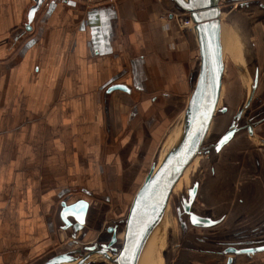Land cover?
<instances>
[{
    "label": "crops",
    "instance_id": "1",
    "mask_svg": "<svg viewBox=\"0 0 264 264\" xmlns=\"http://www.w3.org/2000/svg\"><path fill=\"white\" fill-rule=\"evenodd\" d=\"M34 4L0 0V264H39L65 232L99 236L119 168L126 201L199 59L193 28L164 17L160 0H44L26 30ZM117 83L134 91H108ZM79 202L67 225L65 205Z\"/></svg>",
    "mask_w": 264,
    "mask_h": 264
},
{
    "label": "water",
    "instance_id": "2",
    "mask_svg": "<svg viewBox=\"0 0 264 264\" xmlns=\"http://www.w3.org/2000/svg\"><path fill=\"white\" fill-rule=\"evenodd\" d=\"M35 4L28 10L26 30L32 29V22L44 0H34ZM175 4L173 11L182 10L185 14L183 20H191L194 23L193 30L197 37L199 59L195 62L192 75V87L189 99L182 112L179 121L181 132L173 147L164 151L157 158L145 176L143 182L136 190L125 216L104 227V230L96 239L89 242L72 240L70 246L50 252L39 264H101L93 259L99 255L110 264H139L147 242L153 233L163 224L167 208L172 194L183 177L198 156L207 155L215 160L219 152L241 131H252L260 117H264V108L257 115L250 116L251 104L254 97L257 78L251 77L250 71L248 95L245 103L240 107L223 133L216 139L209 141L212 124L221 112H229L227 107L220 106L221 91L225 74V46L223 44V20L220 0H172ZM264 8V0H253L245 3V6ZM173 17V12H171ZM120 89L131 93L125 83L113 84L108 91ZM154 98L157 97L153 96ZM159 97L162 98L160 95ZM255 104V103H254ZM253 104V105H254ZM261 118V119H262ZM227 137V139H225ZM165 141V140H164ZM212 142L211 144H208ZM165 155L164 157H162ZM162 159V160H161ZM161 160V161H160ZM198 183H194L189 189L190 199L197 194ZM188 200V198H187ZM184 201V212L189 206ZM65 205L62 217L67 225L70 224L67 217L74 213L77 205ZM86 207H80L76 214L77 228L85 223ZM191 222L197 227H212L218 225L221 220L203 218L196 215ZM105 235H109L106 239ZM264 236L255 237L254 245L243 249L230 247L228 253L252 254L253 257L264 253ZM258 239V240H257ZM262 239V240H261ZM199 243H206L207 238H199ZM222 245V244H221ZM218 244V246H221ZM221 248L209 249L218 251Z\"/></svg>",
    "mask_w": 264,
    "mask_h": 264
},
{
    "label": "rangeland",
    "instance_id": "3",
    "mask_svg": "<svg viewBox=\"0 0 264 264\" xmlns=\"http://www.w3.org/2000/svg\"><path fill=\"white\" fill-rule=\"evenodd\" d=\"M234 1L233 6L228 4V0L223 1L221 5L222 20L225 28L226 67L223 79V98L220 102L221 106L228 107L229 112L224 116L218 115L215 117L209 141L216 139L223 133L238 106H242L245 103L249 88L248 72L254 69V58L257 57L261 61L264 60V11L253 7V5L250 7L236 6L238 1ZM160 7L164 17L167 16L168 12H177L182 16L185 14L181 10L173 11L176 8L172 0H160ZM186 104L178 106L175 121L169 126L167 133L157 144L136 190L143 182L151 164L162 155L164 140L170 129L179 121ZM213 132H217V135H212ZM255 142L258 144V141ZM231 148L232 144L227 146L222 156L228 155ZM251 152V150L248 152V156H251ZM209 159H211L210 156H198L177 184L167 208L164 222L156 230V234H158L155 244L154 242L151 244L153 245L152 256L147 257V264H189V254L191 253L186 250V247L190 245L191 241H193L192 246L197 250L213 249L221 248L222 246H218V244L221 245L226 241L264 236V218L253 217L259 210L258 206L260 203L257 202L256 206L253 204L249 191L250 186L254 183H256L257 188H263L261 186L264 183L263 176L261 174L256 175L257 181H255L253 180V174L238 173L233 183L232 179L229 178L228 172H219L218 169V175L213 178L209 173L208 167L215 160L210 162ZM121 170L122 168H119L117 189L120 190L115 193L116 204L103 208L105 217V221L102 223L104 224L103 226L112 224L126 215L136 192V190H133L128 195L127 200L124 201L121 187L123 181ZM196 182L201 184V187L198 198L195 201V211L199 214L207 212L202 204H206L208 196L210 206L214 207L213 211H220V214H228V218H216L220 215L211 214L214 216V220H221L218 225L208 228L196 227L191 224L190 218H187L183 204L188 198L189 189ZM239 199L242 200L240 203L238 202ZM242 233L244 235H241ZM108 237L109 235H105L106 239ZM199 238H207L209 241L201 244L198 241ZM71 241L70 236L66 232L63 233L54 251L69 247ZM253 259L255 263L264 264V253L255 255ZM98 262L110 264L108 261H104L103 258L98 259ZM197 263H200V261Z\"/></svg>",
    "mask_w": 264,
    "mask_h": 264
},
{
    "label": "flooded vegetation",
    "instance_id": "4",
    "mask_svg": "<svg viewBox=\"0 0 264 264\" xmlns=\"http://www.w3.org/2000/svg\"><path fill=\"white\" fill-rule=\"evenodd\" d=\"M226 0H220V7H222V2ZM229 5H234V0H228ZM236 6L245 7V3L252 2L253 0H237ZM252 6V5H250ZM264 11V8H263ZM254 69L250 72L251 77L255 80L257 78V85L254 93V97L251 104V110H250V116L253 118L254 115H257L258 111L264 108V60L261 61L259 58L255 57L253 60ZM223 98V86L221 91V99ZM221 101V100H220ZM255 103V104H254ZM254 104V105H253ZM221 106V102H220ZM223 107V106H222ZM225 107V106H224ZM227 107V106H226ZM241 106H238L237 110L235 111L234 116L237 115L239 109ZM263 107V108H262ZM228 108V107H227ZM228 112H221L220 115L224 116ZM259 118L258 123L253 126L252 131H241L237 135L231 139V141L219 152L217 158L215 159V162L213 164H210L209 170L210 174L213 178H216L218 175V169L219 172H228L229 178L232 179L234 183V179L238 176V173H248L253 174L254 178L253 180L257 181L256 175L261 174L264 178V117ZM220 128V126H218ZM217 135V132H213L212 135ZM214 138V136H212ZM258 141V144L257 142ZM212 142H209L208 144H211ZM232 144L231 150L228 152V155L222 156L224 153V150L227 146ZM252 144V145H251ZM251 152V156H248V152ZM207 156V155H205ZM210 162L212 159H209ZM208 160V161H209ZM217 164V165H216ZM261 178V176H260ZM230 179V180H231ZM252 179V178H251ZM263 181V179H262ZM263 186L262 189L257 188L256 183H254L252 186H250V195L252 196L253 204L260 203L259 210L254 214V218H264V183L261 185ZM201 184L198 183L197 186V194L195 198L192 200L189 197L188 192V202L189 206L187 208V211H185V214L187 218H195L196 215L201 216L203 218H214L212 213L216 214L218 217L216 218H228V214H220V211H213L214 207L210 206L207 196L206 204H202L205 211H207L205 214H199L195 211V201L198 198L199 191H200ZM242 200L239 199V203ZM257 207V208H258ZM244 217V216H243ZM238 218V217H237ZM252 218V217H251ZM191 224L195 226L192 222ZM197 227V226H196ZM204 228V227H201ZM264 234V233H263ZM241 235H244L243 233ZM240 235V236H241ZM255 237L241 239V240H232V241H226L222 243V247L218 251H212L209 249H195L193 245V241H191L188 247H186V250H189L191 254H189V264H256L254 263L253 255L252 254H234V253H228L227 250L230 247H236V249H243L244 245H248V247L253 246L254 242H251L254 240ZM247 240V242H245ZM243 246V247H242ZM197 253V254H196ZM186 260V258H184ZM200 263H197L199 261ZM197 261V262H195ZM259 264V263H258Z\"/></svg>",
    "mask_w": 264,
    "mask_h": 264
},
{
    "label": "bare ground",
    "instance_id": "5",
    "mask_svg": "<svg viewBox=\"0 0 264 264\" xmlns=\"http://www.w3.org/2000/svg\"><path fill=\"white\" fill-rule=\"evenodd\" d=\"M193 23V21H191ZM192 26H194V23L192 24ZM193 28V27H192ZM222 36H223V44L225 46V32H224V25H223V32H222ZM226 52V50H225ZM175 132H173L167 139V141L164 144L165 149H167V152L173 147V145L175 144V142L177 141V139L179 138L180 132H181V127L180 124L177 125ZM165 156V155H164ZM161 161V160H160ZM167 213V212H166ZM158 234V233H157ZM156 231L153 233V235L151 236V238L149 239V241L147 242V245L143 251V254L141 256L140 262L139 264H147V257L148 256H152V242L156 241V237H157ZM150 246V247H149ZM157 252V251H156ZM155 254V253H154ZM157 255V253H156ZM154 257V256H153ZM101 257L99 255H96L93 257L92 260L98 262V259H100ZM150 259V258H149Z\"/></svg>",
    "mask_w": 264,
    "mask_h": 264
},
{
    "label": "built area",
    "instance_id": "6",
    "mask_svg": "<svg viewBox=\"0 0 264 264\" xmlns=\"http://www.w3.org/2000/svg\"><path fill=\"white\" fill-rule=\"evenodd\" d=\"M77 2H80L84 4L85 6H95V5H100V4H107V3H117L120 0H75ZM173 16L179 19L180 25L183 28H192V22L191 20H183L182 15H179L177 12L173 13Z\"/></svg>",
    "mask_w": 264,
    "mask_h": 264
},
{
    "label": "snow or ice",
    "instance_id": "7",
    "mask_svg": "<svg viewBox=\"0 0 264 264\" xmlns=\"http://www.w3.org/2000/svg\"><path fill=\"white\" fill-rule=\"evenodd\" d=\"M225 139H227V137H225ZM194 222H196V221H195V218H194Z\"/></svg>",
    "mask_w": 264,
    "mask_h": 264
},
{
    "label": "trees",
    "instance_id": "8",
    "mask_svg": "<svg viewBox=\"0 0 264 264\" xmlns=\"http://www.w3.org/2000/svg\"><path fill=\"white\" fill-rule=\"evenodd\" d=\"M182 11V10H181ZM183 12V11H182Z\"/></svg>",
    "mask_w": 264,
    "mask_h": 264
}]
</instances>
